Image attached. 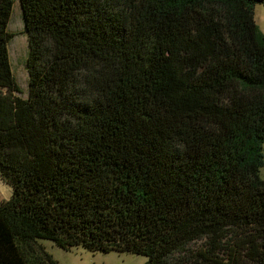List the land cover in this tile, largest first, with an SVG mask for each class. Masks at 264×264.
Segmentation results:
<instances>
[{
    "label": "trees",
    "instance_id": "16d2710c",
    "mask_svg": "<svg viewBox=\"0 0 264 264\" xmlns=\"http://www.w3.org/2000/svg\"><path fill=\"white\" fill-rule=\"evenodd\" d=\"M0 0V264L41 240L141 264H264V0Z\"/></svg>",
    "mask_w": 264,
    "mask_h": 264
},
{
    "label": "rangeland",
    "instance_id": "374dc122",
    "mask_svg": "<svg viewBox=\"0 0 264 264\" xmlns=\"http://www.w3.org/2000/svg\"><path fill=\"white\" fill-rule=\"evenodd\" d=\"M253 17L260 31L264 34V5L256 4L253 8ZM22 20L18 0H13L7 29L12 37L8 42V53L13 76L21 90V96L27 93V72L24 59L27 52V41L22 31ZM258 175L264 178V165L259 168ZM10 186L0 178V200L7 199L10 195ZM47 252L58 264H141L145 257L129 252H101L89 251L81 246H72L63 249L51 241L41 240Z\"/></svg>",
    "mask_w": 264,
    "mask_h": 264
}]
</instances>
